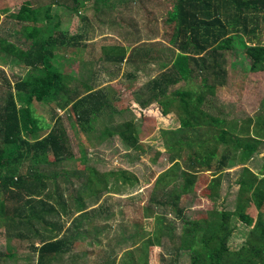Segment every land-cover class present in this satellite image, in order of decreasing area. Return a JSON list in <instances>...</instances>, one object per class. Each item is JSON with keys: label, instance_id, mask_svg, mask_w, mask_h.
Returning <instances> with one entry per match:
<instances>
[{"label": "trees", "instance_id": "obj_1", "mask_svg": "<svg viewBox=\"0 0 264 264\" xmlns=\"http://www.w3.org/2000/svg\"><path fill=\"white\" fill-rule=\"evenodd\" d=\"M34 1L36 6L27 1L16 12H10L9 8L1 10L10 15L11 25L16 28L15 33L5 29L9 25L7 20L3 27L0 25L5 34L0 37V63L23 64L28 71L13 83L6 78L5 96L0 97V224L4 226L5 236L27 242L28 264H54L60 255L61 264H74L76 257L85 264L93 252L84 248L96 242L86 241L84 231L89 230L81 224L87 223L83 217L87 219L95 208L108 214L112 211L106 202L110 193H125L140 179L125 168L101 172L95 166L77 162L81 157L87 159V146L79 142L77 149L73 147L66 119L75 121L70 126L78 127L76 134L81 129L97 131L95 121L104 111L119 110L97 83L94 90L78 97L80 92L91 88L81 89L76 85L77 74L65 72L54 62L56 57L60 59L55 53L60 51L58 47L73 44L68 29H60V20L78 13L84 0H50L45 6L41 0ZM99 1L102 0H95V8ZM109 1H112L109 6H124L129 32L120 22L108 23L115 28L123 27L129 35L131 52L128 55L124 45H104L96 68H103L104 62L127 61L137 66L139 58L150 63L155 59L154 49L149 40L141 38L142 30L133 18L138 13L144 17L138 10L147 5L134 6V0ZM166 1L171 8L164 22L173 29L170 44L165 46L168 55L161 61L163 69L134 92L135 102L141 108L157 103L163 115L176 109L180 122L177 128L162 130L171 165L156 177L155 189L147 202V207H153L159 214L156 234L152 236L153 228L147 243L163 247L167 238L171 239L165 247L167 264H178L182 256H186L188 264H264V210L260 209L264 203V157H259L264 133L253 117L238 118L233 112L227 113L231 118L225 119L224 128L205 124V115L210 116V109L216 107L214 99L218 90L228 84L227 53H233V57L240 53L250 72H264V44L254 41L261 40V34L256 32L264 21V0ZM85 16H82L85 25L91 29L94 22ZM43 20L45 27L40 29L36 25ZM53 20L56 22L52 23ZM45 30H50L49 35ZM41 31L44 33L40 34ZM28 33L34 37L29 48L27 42L21 43V38L13 41L10 37L21 34L28 39ZM22 44L27 45L26 49ZM133 75V72L126 74L130 78ZM98 76L97 71L95 77ZM35 101L43 102L53 113L49 122L36 113ZM219 115L222 117L223 112ZM108 117L113 119L109 113ZM104 127L100 132L103 136L117 134L128 148H141L140 133L132 120L117 126L108 120ZM44 129H47L45 133ZM221 144L225 148L216 162L201 159V149H207L215 157ZM237 165L240 166L235 178L238 190L233 201L228 202L227 195L222 196V185L229 177L225 174L228 168ZM207 171L212 177L207 185V198L213 207L206 216L192 218L185 212L183 198L192 192V197L195 196L200 178L209 174ZM244 201H252L259 210L255 211L253 221L237 227L227 219V212L233 211L231 217L244 222L241 217ZM117 208L124 216L120 203ZM166 218L179 225L170 226ZM162 234L166 240L159 243ZM237 236L240 240L233 248L230 239ZM77 243L80 252L75 253ZM66 253L69 254L64 257ZM116 258V253L110 250L108 255L97 256L96 262L114 264Z\"/></svg>", "mask_w": 264, "mask_h": 264}, {"label": "rangeland", "instance_id": "obj_2", "mask_svg": "<svg viewBox=\"0 0 264 264\" xmlns=\"http://www.w3.org/2000/svg\"><path fill=\"white\" fill-rule=\"evenodd\" d=\"M27 1L28 0H0V8L5 7L9 8L10 12H16ZM99 2L100 3H98L95 8L93 0H84L82 9L78 12L81 13V16L74 15L73 20L72 18L70 19L68 32L74 31L79 18H82V25H85V20L82 16L86 15L91 17L94 24L91 23L93 29L91 28L89 32L90 34H96L93 38H97V56L100 57L103 53V45L111 46L123 45V42L128 43L126 40L128 39V36L125 34V31L122 30L120 32L121 36H119L116 28L112 27L108 22H112V20L114 22H120L128 30L130 29V26H127L128 22H126L125 19V9L123 8V5H121V7H115V5L109 6L112 3V1L109 0H102ZM160 3L161 2H156L155 6H153L151 2L145 3L144 5H147V8L138 10L139 12H143L144 17L139 15V13L133 17L135 20L136 17L137 20L143 19L138 24L143 28L144 33L146 34L144 39L151 42V46L154 49L155 59H152L149 64L144 62L142 65L139 64L137 66L133 62L127 61L123 62L125 65L114 62L104 63L105 66L112 70L113 74L119 70V76L116 79L120 80H117L113 85L115 87L112 88L115 92V98L112 105L118 110L121 109V113H111L109 108L104 111L101 118H98V120L95 121L97 131L93 130L91 132H86L81 129L77 134L76 131L78 130V127L76 125L74 127L70 126V124H73L75 121L71 122L66 119V125L69 128L73 147L77 149V144L79 142L87 146V159L83 160L81 157L77 160L80 165L95 166L101 170L112 168L116 170L123 167L129 168L133 170L143 182H146L144 183L146 188L143 192H140L142 190H138V188L135 190H133V188L128 190V192L126 191L125 194L115 193L113 196L111 195V198L107 203L111 207L116 208V212L114 211V214L112 215L113 221V219L120 220L122 218L117 205L119 203L121 205L125 201V216L123 217H127L128 220L133 223L132 231H124L123 229L119 230V222H110L113 226L110 230H105L103 228L104 225H100L101 222H93L91 225L87 226L89 231H84L88 237L86 238V241L93 239L96 243H94L92 247L88 246L84 248L85 250H92L93 252V256H88V259L85 260V264H98L96 262L97 256L108 255L110 250H113L117 255L114 264H167L168 259L165 258L167 256L165 254V247L169 245L171 239L167 238L168 240H166V235L162 234L159 243L161 240H166L165 244H167L163 247L160 244L156 245L147 243L148 236L153 228L154 230L152 234H154L152 236L156 234L157 215H159L156 209H153V207H147V202L151 199L155 189L152 184L156 175L171 165V156L163 144L162 130L165 128H177L180 126V122L176 115L177 112H170L167 115H163L160 106L157 103H153L147 108H140V106L139 108H134L132 104L133 101H135L134 92L143 87L151 77L155 76L163 69L161 61L168 55L165 46L170 44L169 37L173 29L172 26L164 22V19L166 18L167 10L171 8V5L167 1L166 4ZM0 14V19L3 20L1 27H3L5 24L4 21L7 20L10 15L8 16V14L4 12H0ZM5 29L9 30L8 27H5ZM147 31H149V33H147ZM256 33L258 35L261 34V40L256 38L254 41H259L264 44V21L261 22V27ZM0 36H5V34L1 32ZM21 36L22 43H28V39H25L23 35ZM11 40L14 41L16 39L11 36ZM145 44L150 43L146 42ZM23 45L27 46L26 44ZM8 59H11L10 56ZM1 65L5 66L4 63H0V66ZM123 66L125 74L121 78L120 75ZM21 67H24V65L22 64ZM248 67L247 61L244 60L240 53L236 57H233V53L231 52L227 53L226 68L228 70V84L223 88H220L223 90L225 89L223 93L220 90L219 92L220 96L226 99L230 112H234V106L238 105L239 109L244 110L243 116L246 115V112L252 114L254 122L258 128H260L261 132L264 133V72H250ZM139 70L141 71L139 72ZM5 71L2 73L0 67V97L5 96L4 90L7 87L5 79L8 78L7 73L11 72L8 67ZM107 72L108 70L105 74ZM128 72H133L134 75L140 76L136 83H132L131 80H134L133 78L126 76ZM13 73L24 74L19 67L13 69ZM0 102H2L1 99ZM34 105L36 113L42 114V118L49 122L48 120H51L53 113L46 107V105L43 104V102H35ZM210 111L217 115V117L205 115V124L216 128H224V121L218 116V111L211 109ZM57 112L60 114L64 113L62 110H57ZM108 113L113 115V119L108 117ZM128 119L133 121L136 125V129H138L140 133L141 148L138 150L128 148L117 134L106 137L100 133L103 128L105 129L104 125L108 120L113 126H117ZM52 122L53 121H51V123ZM46 131L47 129H44V133ZM224 148L225 145L221 144L215 157H212L207 149H201L202 153H199V155L202 160L210 159L211 162H216L220 158ZM259 157H264V146L261 147ZM25 165L27 166L26 163ZM239 168L240 166H234L230 169L228 168L225 173L228 175L230 174V178H225L221 192L222 196L227 195V198H229L228 202L233 201V194L238 190V185L235 184V178ZM207 173H209V171H207ZM211 178L210 173L205 174L204 177L202 175L196 188L195 196L192 197L194 194L192 192L191 194L188 193L183 198V205L186 206L185 212H187L190 217L194 218L199 217L200 215L206 216L212 209L213 203L207 198L209 192L207 185ZM244 202L245 205L242 211L244 213L241 214V217L245 220L244 222H239L238 219L231 217L233 211L229 214L227 212V219L231 220L232 224H235L237 227L245 226L246 222L250 220L253 221L255 211L259 210L252 201ZM217 208L219 210L221 209L219 205ZM260 209L264 210V203ZM165 221H169V225L172 227L178 224V222L174 221L172 218H166ZM98 228L101 229L92 231ZM230 240V245L235 248L237 243H239L240 238L238 236L231 237ZM27 246V242L22 239H17L13 236L9 238L8 235L5 236L4 226L0 224V256H2L4 260L2 264H28L27 259H25L29 254ZM78 247L79 244L77 243L75 253L80 252ZM6 253H14V255L9 257ZM68 254L69 253H66L63 256L66 257ZM70 254L74 255L72 251ZM60 257L61 255L54 264H61V261L59 260ZM73 261L74 264H83L84 260L76 257ZM178 264H188L186 256L180 257L178 259Z\"/></svg>", "mask_w": 264, "mask_h": 264}, {"label": "crops", "instance_id": "obj_3", "mask_svg": "<svg viewBox=\"0 0 264 264\" xmlns=\"http://www.w3.org/2000/svg\"><path fill=\"white\" fill-rule=\"evenodd\" d=\"M94 2H95V0H93V3ZM150 2H151V4L153 6H155L156 5V2L164 3V2H166V0H134V6L142 7V6H145L144 5L145 3H150ZM31 3H32L33 6H36L37 5L36 1H34V0H28V4L31 5ZM49 3H50V0H41V5H44L45 6V5H48ZM72 4H74V3L72 2ZM164 4H166V3H164ZM55 5L56 4H54V6ZM3 9H5V7H3ZM1 10H2V8H0V12H2ZM4 13H6V12H4ZM52 13H56V11H54ZM80 14L81 13H76V14H73L71 16L66 15L63 19L60 20V29H69V21H70V19L72 18V20H73L74 15L75 16H77V15L79 16ZM139 15H142V14L139 13ZM128 17H132V15H130ZM133 17H135V16H133ZM44 19H47V18H44ZM90 20H92L91 17H90ZM142 20L143 19L137 20V17H136V20L134 21V23L137 24L138 27H139V29L142 30V37L141 38L144 39V37H145L144 30L138 24ZM7 21L9 22V25L8 24L7 25L4 24L5 27H8L9 30H13L12 33H15L14 30H15L16 27L14 26L15 27L14 28L11 25L12 19L9 17V18H7ZM2 22H3V20L0 21V25L2 24ZM4 22L6 23V20ZM44 22L45 21L43 20L41 23H38L36 26L41 29L42 26L45 27V25H43ZM54 22H56V21L53 20L52 23H54ZM92 22H94V21H92ZM82 23H83L82 22V18H79V20L77 22V26H75L74 31L73 32L72 31L71 32H68V35L69 36H72V42H73V44L70 45V46L67 45V44H65L64 46L61 45L60 47H58L57 49H60V51L59 52L58 51H55V53H57L58 56H60V59L58 60V57H56V59L54 60V62H55V64H59L60 69L65 70V72H67V73H70L71 72V73L77 74L78 79L76 80V85H78L79 87L81 86L80 87L81 89L82 88H85V87H90L91 88V89H88V90L87 89L84 90V92H82V93L80 92L79 95H78V97L79 96H82V95H84L86 93H88L91 90H94L95 89L94 86H96V83H97L98 87H100L106 94L108 93L110 95V97H111L110 100L113 103L114 98H115V92L112 90V88L115 87V86H113L114 83L117 82V80L118 81L120 80V79H116L119 76L118 75L119 74V70H117V72L115 74L110 75V72H112L111 69H109L108 72L105 74V72L107 71L105 67H107V66L104 65V67H103L104 69L101 68L99 70L96 68V64H97V61H98V58H99V56H97V46H96V44H97L98 41H97V38H93L94 36H96V34H90V32H89L90 31V28H88L90 25L87 27L86 25H82ZM127 26H129V24ZM125 29H126L127 32H129L127 28H125ZM116 30L118 32L117 34H119V36H121L120 32L123 30V27L122 26H121V28L117 27ZM45 31L48 32V35H49L50 30H45ZM1 32L3 33V31L0 30V33ZM42 33H44V31H41L40 32V34H42ZM82 33H84V34H82ZM34 34L36 36V32H34ZM38 34H39V32H38ZM82 35L84 36L83 41H81ZM137 36L138 35H136V37ZM13 37H15V39L16 38H19V39L21 38L20 40L22 41L21 34H19V35L18 34H15ZM31 38H34V37L30 36L29 33H28V48L30 47V43H31V40H32ZM126 40L128 41V39H126ZM128 44H129V42L128 43H124L123 42V45L124 46H127V50H128L127 51V54L129 55L130 52H131V47H128L130 45V44L129 45ZM21 46H22V48H25L26 47L23 44ZM103 46H102V48H103ZM66 47L68 48V51H65V48ZM70 47L73 50H70ZM101 56H103V53L101 54ZM8 60H10V59H8ZM104 63H106V62H104ZM136 63L141 64V65L143 64V62H142V60L140 58L137 60ZM4 64H5V66L1 65L0 67L3 70L4 69L7 70V67L11 70V72L7 73V76H8V79L12 83L14 82V80H16V78L18 79L19 76L21 75L20 73H13V69H17L18 67L21 68V71L24 72V74L22 76H25L26 73H27V71H28V69H25V67H21L22 64H18V63L11 64L10 61H9V63H4ZM123 65H125V64H123ZM97 71L99 72L98 79L95 77V74H97ZM140 71L141 70H139V72ZM124 74L125 73H124V66H123L122 72H121V75H120L121 78L124 76ZM139 77L140 76H137V75L132 76V78L134 79V80H131L132 83H136L137 80L139 79ZM223 87H221V88H223ZM219 90L223 93L225 89L224 90L223 89H219ZM219 90L217 92L216 98L214 99V103H215L216 107H214L213 110L220 111V113L223 112V116L222 117L219 115L220 113H218V116L220 117V119H222V121H224V127H226L225 126V119L231 118V117L227 116V113L230 112V108H229V105L226 103V99H224V98H222L220 96ZM132 104H133L134 108H137V107L139 108V105L135 101H133ZM234 109H235V111L234 112L232 111V112L235 115L237 114L236 117H238V118L245 117V116H247V117H253L252 114L247 113V112H246V115L243 116L244 110L243 109H239L238 108V105H235L234 106ZM143 110H145V109H143ZM120 111H121V109H119V112H117V113L120 114L121 113ZM171 112H177L176 113L177 118L179 117V112L176 109H173ZM211 115H213L214 117H217V115H215L213 113H211ZM25 163H26V161H25ZM237 166H239V165H237ZM123 168H125V167H123ZM112 169H108V170H101V169H99V171L106 172V171H110ZM125 169L131 170L129 168H125ZM131 171H133V170H131ZM158 174L156 175V177L158 176ZM228 176H229L228 178H230V174ZM262 176H264V174ZM156 177H155V179L153 181V184H154V182L156 180ZM139 179H140V182L136 186L133 187L134 189L133 188L132 189L135 190L136 188H138V190H142L140 192H143V190L146 188V185L144 184L146 182H143V180H141L140 177H139ZM235 182H236V179H235ZM114 194L115 193H110V196H108L109 198L106 201L107 203H108V200L111 198V195L113 196ZM119 194H125V193H119ZM133 196H138V195H133ZM104 199H106V197ZM103 201H105V200H103ZM124 202H123V204L120 205V207L123 208V210H124V216H125ZM96 206H97V204L93 205L92 207H96ZM95 209H93V211L89 213L87 219H85V217H83L84 218V221H86L87 223L84 224V223L81 222V224H83L86 227V229H87V226L88 225H91V223H93V222H96V223L97 222H101L100 225H104L103 228L105 230L106 229L107 230H110V229L113 228V226L110 224V222H119V224H118L119 230L123 229L124 231H129V232L133 230V225L128 226V224H131V222H128V218L127 217H123L122 216V218L120 220L119 219H113V221H112V215L114 214V211L116 212V208H113L112 207V211L110 210L108 212V214L104 213L105 210L104 211H96ZM76 214L78 215L79 213H76ZM66 228H67V225L63 228V231ZM100 229L101 228H98V229H94L92 231L100 230ZM10 254L11 253H9L7 255L10 257ZM3 262H4V260H3L2 256H0V264H2Z\"/></svg>", "mask_w": 264, "mask_h": 264}]
</instances>
